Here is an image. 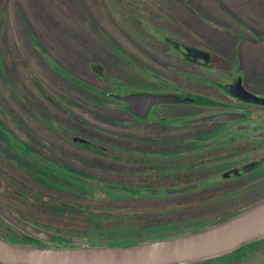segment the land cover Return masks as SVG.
<instances>
[{"label": "trees", "instance_id": "obj_1", "mask_svg": "<svg viewBox=\"0 0 264 264\" xmlns=\"http://www.w3.org/2000/svg\"><path fill=\"white\" fill-rule=\"evenodd\" d=\"M154 1L165 10L158 12L157 19L146 13L142 5L148 4L144 0H0L2 174L64 203L116 206L118 203L89 200L82 192L71 195L61 188H70L74 183L69 176L71 172L136 184L137 177L128 174L125 178L115 171H129L137 162L146 165L149 160H157L147 153L160 147L156 143L158 140L172 134L188 135L192 130L189 126L179 131L168 130L161 123L147 119L149 116H137L127 102L112 95L139 89L113 87L114 79L120 78L117 73L127 68L122 63L124 54L147 64L169 80L177 81L185 75L182 70L194 68L175 62L179 57L169 42L176 46L181 44L169 36L172 33L186 41L212 47L232 60L246 62L240 64V68L250 66L264 71V0ZM148 23L156 31L165 33L166 39L153 34ZM115 47L123 55L116 53ZM185 77L189 83L188 75ZM61 128L75 135L70 139ZM13 142L30 153L54 161L52 167L40 165L41 174L34 176L19 163V153ZM109 142H113L112 148H117L116 153L111 151ZM127 156L136 157L137 162L126 159ZM197 178H200L198 173H180L169 175L159 183L180 186ZM3 180L0 201L29 216L32 222L37 219L65 226L84 224L80 218L15 195L9 186L10 180ZM227 188L218 184L197 193L155 199L151 203L141 202L139 195H134L126 204L173 209L216 195L218 203L212 215L201 217L191 226L182 225L178 230L157 231L137 239L107 236L95 241L87 238L94 242L130 245L145 238L196 229L238 211L252 198L233 196ZM94 195L97 198V194ZM173 215L178 216L177 213ZM1 221L4 220L0 217ZM4 230L0 226V231ZM109 231L108 228L104 233ZM23 235L24 242L30 243V237ZM260 253H264V239L247 243L225 255L189 264H247Z\"/></svg>", "mask_w": 264, "mask_h": 264}, {"label": "rangeland", "instance_id": "obj_2", "mask_svg": "<svg viewBox=\"0 0 264 264\" xmlns=\"http://www.w3.org/2000/svg\"><path fill=\"white\" fill-rule=\"evenodd\" d=\"M144 1H146L148 5L144 4L142 7L146 13H149V15L153 18L157 19V16L160 15L158 12H165V10H162L154 0ZM155 8L161 9V11L154 10ZM149 26L152 28L151 31L153 34L163 40L166 39L167 35L165 33L156 31V28H153L150 24ZM169 36L182 45L181 41L184 40H182L179 36L173 35L172 33L169 34ZM114 50L116 53L123 55L119 49L117 50L116 48ZM123 56L124 62L122 63L127 68H124L123 73L119 74L116 72L120 78L114 79V88L119 85L121 86L120 89L124 90H129L131 88L150 90L159 88L164 83L177 85L176 81L169 80L167 76L153 70L147 64L140 62L138 59L130 57L126 54ZM212 59L216 61L215 65L218 68H229L227 66L229 65L228 60L230 58H227L222 53L215 51ZM236 63L237 64L235 65L239 66L237 61ZM175 113L181 112L175 109ZM61 129L68 135V137H70V139L73 135H75L66 128ZM208 134V132L202 131L201 133L195 135L188 134L186 137L177 134L168 135L156 142L157 145L160 146L156 149V151L147 153V155L152 158L154 157L157 160H149L146 165H144V163L137 162L136 157L127 156L126 159L133 160L137 163L132 164V166L129 165L130 168L129 166H126L127 169L129 168V171L116 170L115 172H118L125 178L128 177L126 176L128 174L133 177H137L139 181L136 184L125 181H107L91 175L88 176L86 174L71 172L69 176L71 180H74V183L70 188H61L71 195H76L82 192L87 195L86 197H88L89 200H106L118 203L116 206H101V204L93 203L86 205H79L71 202L64 203L59 198H52L48 195L32 191L31 189L17 183L15 180L8 178L1 172L0 185L2 181L5 184L3 178H7L10 180L9 186L15 195L21 198H28L35 204L69 214L74 218H80L84 221V224L81 226H76L75 224L65 226L33 219L35 224L57 233L81 237L88 236L97 240H101V238H106L107 236L122 239H137L151 234L153 235V233L157 231V233H166L172 230H178L182 225L187 224L191 226L201 217L212 215L214 213L213 210L218 203L216 197L217 195L209 198L203 197L187 203L180 208L173 209H164V207L157 208L153 205L135 206L126 203H129L128 201H130L134 195H139L138 197L141 202L145 201L151 203L155 199H169L178 195L197 193L207 188L216 187L219 181L214 178V175L215 173H218L221 168L215 163V152L210 146H208L210 143V140L207 139L209 136ZM109 144L112 148L113 142H109ZM12 145L16 150H18L16 153H19L17 154L19 163L26 166L27 169L34 174V176L41 174L40 165L52 167L54 163V161L45 158L41 154L33 152L30 153L16 142H13ZM112 149L113 150L111 151L116 153L117 148L113 147ZM21 154L24 156H21ZM55 168L60 170L63 169L56 165ZM180 173H198L200 178H197L196 181H189L180 186H166L159 183L161 179L169 175H177ZM43 175L46 174L43 173ZM60 177L62 176L60 175ZM78 181L83 183H79ZM94 194H97V198H95ZM6 206L9 207L8 205ZM9 208L11 210L13 209L11 207ZM192 210L196 212H193ZM163 213L166 216H160L163 215ZM174 213H177V215L179 213L180 214L175 216L173 215ZM22 215L26 218H30L27 215ZM2 220L4 221L0 222V226H3L5 230L0 231V234H3L6 239L12 242L21 244L25 243L24 241H26V239L22 232L15 228L11 229V227H7L6 223L8 222L3 218ZM30 220L32 219L30 218ZM103 223L106 225L102 226ZM108 228L110 231L107 234L104 233V231ZM30 244L38 246L59 245L51 242H49V245H45L39 240L30 241ZM258 255V257L251 259V261L247 264H264V253H260Z\"/></svg>", "mask_w": 264, "mask_h": 264}, {"label": "flooded vegetation", "instance_id": "obj_3", "mask_svg": "<svg viewBox=\"0 0 264 264\" xmlns=\"http://www.w3.org/2000/svg\"><path fill=\"white\" fill-rule=\"evenodd\" d=\"M181 42L183 46L169 42L179 57L175 62L194 69L182 70L185 75L176 81L177 85L164 83L161 88L135 91L197 94L209 100L204 103L155 104L147 119L161 123L168 130L179 131L189 126L191 135L208 132V146L215 152V163L221 168L214 175L219 181L217 184L228 186L233 196H252L246 205L264 198V71L250 66L240 68V64L246 62L236 60L239 63L236 66V61L232 59H226L229 68H218L212 59L217 50L196 42ZM186 75L190 84L185 81ZM175 109L181 113H175ZM206 115H217L219 118L196 121ZM179 135L186 137L187 134ZM15 212L26 218L22 213ZM22 234L30 237V241L39 240L49 245V242L24 232Z\"/></svg>", "mask_w": 264, "mask_h": 264}, {"label": "water", "instance_id": "obj_4", "mask_svg": "<svg viewBox=\"0 0 264 264\" xmlns=\"http://www.w3.org/2000/svg\"><path fill=\"white\" fill-rule=\"evenodd\" d=\"M112 95L127 102L139 117L148 116L155 104L209 100L188 93L133 91ZM217 118V115H206L196 121ZM0 216L29 236L59 244H21L0 236V264H189L216 258L264 239V198L196 229L145 238L130 245L94 242L87 237L57 233L29 222L1 202Z\"/></svg>", "mask_w": 264, "mask_h": 264}]
</instances>
